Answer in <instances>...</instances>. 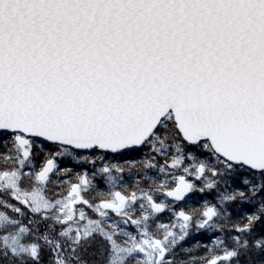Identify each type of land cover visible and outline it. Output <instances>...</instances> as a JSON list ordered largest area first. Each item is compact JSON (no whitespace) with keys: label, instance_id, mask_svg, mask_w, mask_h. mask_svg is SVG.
Segmentation results:
<instances>
[{"label":"snow or ice","instance_id":"1","mask_svg":"<svg viewBox=\"0 0 264 264\" xmlns=\"http://www.w3.org/2000/svg\"><path fill=\"white\" fill-rule=\"evenodd\" d=\"M0 264H264V0H0Z\"/></svg>","mask_w":264,"mask_h":264}]
</instances>
